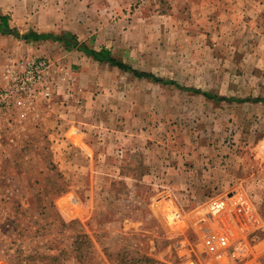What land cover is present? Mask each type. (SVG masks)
I'll return each instance as SVG.
<instances>
[{"label": "rangeland", "instance_id": "374dc122", "mask_svg": "<svg viewBox=\"0 0 264 264\" xmlns=\"http://www.w3.org/2000/svg\"><path fill=\"white\" fill-rule=\"evenodd\" d=\"M58 1L34 0L33 13ZM58 4L71 26L49 33L62 39H25L45 32L19 25L21 11L0 29V87L40 77L0 112V264H52L26 256L62 249L54 264H231L207 250V214L235 230L232 264H264V0ZM168 199L164 218L156 202Z\"/></svg>", "mask_w": 264, "mask_h": 264}, {"label": "built area", "instance_id": "2783aa9c", "mask_svg": "<svg viewBox=\"0 0 264 264\" xmlns=\"http://www.w3.org/2000/svg\"><path fill=\"white\" fill-rule=\"evenodd\" d=\"M38 67V66H36ZM14 81L13 86L10 87H0V112L2 108L5 106H9L12 102H16L20 99V97L24 93H33L35 92V88L39 83L40 77L37 78L35 74V70L30 77L25 80H21L20 76L16 75V78H12ZM51 90L47 87L43 94L49 96L51 94ZM224 206L223 201H216L213 204L212 210L213 213L219 212ZM199 220L201 224L199 229L204 234L205 243L207 246V250L212 252L215 256L219 258H224L231 264L233 263L232 260L239 258L240 254L239 251V243L234 245L230 244L231 239H234L236 236L235 230L228 229V230H217L211 225V215H202ZM221 231L220 233H217Z\"/></svg>", "mask_w": 264, "mask_h": 264}, {"label": "trees", "instance_id": "16d2710c", "mask_svg": "<svg viewBox=\"0 0 264 264\" xmlns=\"http://www.w3.org/2000/svg\"><path fill=\"white\" fill-rule=\"evenodd\" d=\"M6 20H7V16H1L0 17V29L1 30L7 31L9 29V24L7 23ZM23 37L27 40H36V41L40 40V39H45V38H53L56 40L62 39L59 35H56L53 33H39L38 34V33L33 32V31L29 32L28 34H25ZM83 50L87 54L93 56L96 60H99L102 62H107L113 66H118L119 68H121L123 70L133 72L134 75H136L138 77H146V78H150L156 82H160V83H164V84H173V85L183 87L178 81L157 76L153 72L140 71V70L134 68L130 64L118 59L117 57H115L109 49L104 48L101 50H96V49H92V48H88V47L84 46ZM185 88L192 90L196 93H202L206 97H208L209 99H214V100H218V101H233V100L243 101L244 99H248V98H232V97H228V96H221L218 94H214L210 91H204V90H201L198 88H187V87H185ZM257 101H263L264 102V99L258 98ZM52 249H55V248H52ZM64 255H65V249H62L57 254H47L46 255L43 252H35V254H29L28 256H26V260H28V259L40 260V261L51 262L52 264H54V263H58L57 261L62 259L64 257ZM143 259L152 260V259L145 257V256H143Z\"/></svg>", "mask_w": 264, "mask_h": 264}, {"label": "crops", "instance_id": "0c3cea01", "mask_svg": "<svg viewBox=\"0 0 264 264\" xmlns=\"http://www.w3.org/2000/svg\"><path fill=\"white\" fill-rule=\"evenodd\" d=\"M31 2H34V0H14L15 5L12 6L10 5L9 1L3 0L0 2V13L3 16H7V15L17 16L20 15L18 14L20 11L24 12L22 14H27V17H24L23 19L21 18L18 24L24 26H31V27L40 26L42 27L40 31H43L45 33L47 32L58 33L59 30H56L57 27H64V30L70 29L71 20L69 18L68 12L67 14H65V10L62 4H58L57 2L55 5H52L50 11H52L54 15L53 16L52 14L51 15L48 14L49 13L48 9L45 10L43 9V11L41 10L40 12L33 13ZM9 21H11V18ZM27 21H29V23ZM8 40L10 41L9 37L0 33V64H4L6 62L7 57L5 56L9 54V52L4 53V51L1 50V48L6 44ZM93 64L96 63H92L91 65ZM85 69L87 68L84 66L83 67L84 74L86 73Z\"/></svg>", "mask_w": 264, "mask_h": 264}, {"label": "bare ground", "instance_id": "6f19581e", "mask_svg": "<svg viewBox=\"0 0 264 264\" xmlns=\"http://www.w3.org/2000/svg\"><path fill=\"white\" fill-rule=\"evenodd\" d=\"M172 204H173V202L170 199H168L167 202H166V200L165 201L159 200L156 202V208H157V210H159L161 212V214L165 218L167 216L168 212H170L171 210H175L174 209L175 206H173ZM201 245H202V243H201Z\"/></svg>", "mask_w": 264, "mask_h": 264}]
</instances>
